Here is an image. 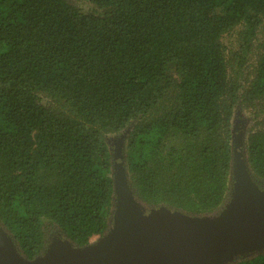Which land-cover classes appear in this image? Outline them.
I'll return each instance as SVG.
<instances>
[{
    "label": "trees",
    "instance_id": "1",
    "mask_svg": "<svg viewBox=\"0 0 264 264\" xmlns=\"http://www.w3.org/2000/svg\"><path fill=\"white\" fill-rule=\"evenodd\" d=\"M78 1L93 11L0 0V228L28 261L55 237L85 247L109 233L108 138L128 129L127 186L145 209L220 213L241 107L255 115L246 153L264 183V0ZM224 264H264V246Z\"/></svg>",
    "mask_w": 264,
    "mask_h": 264
},
{
    "label": "water",
    "instance_id": "2",
    "mask_svg": "<svg viewBox=\"0 0 264 264\" xmlns=\"http://www.w3.org/2000/svg\"><path fill=\"white\" fill-rule=\"evenodd\" d=\"M234 177L229 212L194 218L164 207L143 208L115 174V212L106 236L85 247L55 237L42 256L28 261L0 228V264H223L264 246V202L255 198L240 168Z\"/></svg>",
    "mask_w": 264,
    "mask_h": 264
},
{
    "label": "rangeland",
    "instance_id": "3",
    "mask_svg": "<svg viewBox=\"0 0 264 264\" xmlns=\"http://www.w3.org/2000/svg\"><path fill=\"white\" fill-rule=\"evenodd\" d=\"M75 3H77L82 9L85 11H93L94 7L91 4L78 1V0H71ZM237 29H234L230 33L226 34L224 36V43L227 47V55H230V50L233 49L234 47H237L235 38L237 37ZM255 121V115L251 110L244 109V108H238L236 109L234 113V117L232 119V154H233V160H232V175L236 172L237 169H241L246 178L248 185L250 186L251 190L253 191V195L255 198L258 200L264 202V183H261L256 180L254 177L253 173L251 172L250 165L248 163L247 159V153H246V138H247V132L251 128ZM127 131H124L118 135H110L108 138L109 145L111 150L113 151L114 154V159H115V171L116 174L119 177H123V179L127 181L125 169H124V162H123V147L125 143V138L127 136ZM233 196V187H232V192L230 199L228 202L224 205V207L221 209L220 213H224L231 207L233 204L234 200ZM229 205V206H228ZM173 211V210H172ZM159 213H162L160 211H157ZM229 211H227L224 215H226ZM219 213V214H220ZM153 214H156L154 212ZM224 264V263H223Z\"/></svg>",
    "mask_w": 264,
    "mask_h": 264
}]
</instances>
